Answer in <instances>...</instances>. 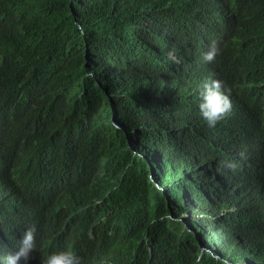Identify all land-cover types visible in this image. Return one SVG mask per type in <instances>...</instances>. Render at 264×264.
<instances>
[{"label":"trees","instance_id":"16d2710c","mask_svg":"<svg viewBox=\"0 0 264 264\" xmlns=\"http://www.w3.org/2000/svg\"><path fill=\"white\" fill-rule=\"evenodd\" d=\"M240 13L261 38L231 50ZM213 40L241 106L209 127ZM0 145V264L40 194L48 255L104 264L105 211V264H264V201L225 183L264 154V0H0Z\"/></svg>","mask_w":264,"mask_h":264},{"label":"clouds","instance_id":"9594fccd","mask_svg":"<svg viewBox=\"0 0 264 264\" xmlns=\"http://www.w3.org/2000/svg\"><path fill=\"white\" fill-rule=\"evenodd\" d=\"M233 38L232 43H225L231 50L239 49L248 42H257L261 38L260 26L255 25L250 18L243 13L235 14L227 18L223 27ZM223 49L222 45L213 40L209 50H204L201 66L205 74V80L199 93V111L203 120L209 127H215L217 123H228L232 121L239 111L241 103L235 96L233 89L228 87L223 78L217 71V63ZM22 148L10 152L14 159L20 158ZM6 149L0 145V160L3 158ZM250 161V164L247 163ZM243 164L249 170L247 176L241 175L239 166L232 173L226 182L233 179L249 181L251 191L249 197L262 199L264 201V154L252 153L243 159ZM39 201V210L36 214L27 217L21 223L17 234V241L6 244L1 264H92L87 255H77L72 249L60 247L52 249L49 255L47 252L51 249V242L39 241L48 224L49 207L46 204V194L36 196ZM85 198L77 200L73 206L77 212L87 209ZM57 222V221H56ZM223 264H228L224 261Z\"/></svg>","mask_w":264,"mask_h":264}]
</instances>
